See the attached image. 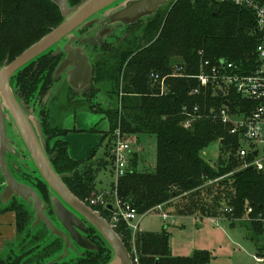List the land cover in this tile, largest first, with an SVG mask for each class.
<instances>
[{
	"label": "trees",
	"instance_id": "1",
	"mask_svg": "<svg viewBox=\"0 0 264 264\" xmlns=\"http://www.w3.org/2000/svg\"><path fill=\"white\" fill-rule=\"evenodd\" d=\"M83 1L69 0V3L74 8ZM63 21L60 8L51 0H0V68ZM256 26L257 19L252 10L235 6L230 1L174 0L147 23L129 26L128 35L123 39L124 47L116 50L118 40L106 43L105 46L114 50L107 54V50H103L105 46L94 44L93 49L100 47L105 53L94 66L96 91L104 89L110 104L103 107L99 102L95 106L92 100L91 110L106 114L111 134L120 129L123 135H153L157 140L155 172H138L136 154H133L126 174L116 186L112 185L107 198L103 194L105 201L97 189V174L107 168L109 162L104 158L96 159V150L88 158L91 162L73 160L68 143L63 139L68 130L56 123L55 112H60L62 106H58V111L53 110L59 96L50 101V105L44 104V97L58 84L59 77L55 72L62 56L49 52L40 56L14 75L11 87L19 103L23 101L40 108L37 119L44 135L46 154L53 157L54 170L59 175H69L64 179L69 190L106 220L110 221L118 211L114 201L130 206L144 216L159 206H172L185 195L183 204L174 208L176 214L223 217L229 223L251 217L253 221L248 224L253 232L251 240L258 243L264 236V223L257 220L264 218V171L253 167L240 169L237 153L245 146L244 140L230 133V125L212 119L213 111H218L224 104L223 95L216 93L213 96L212 91L191 95L198 87L193 78H168L167 91L162 95L160 84L151 78L153 74L161 78L169 76L177 66L183 67L188 76L198 75L200 52L213 64L225 60L243 73H250L257 65ZM139 40H146L148 45L135 53L134 47ZM69 91L67 99L71 101L74 90L69 88ZM230 99L232 106L248 104L234 94ZM196 105L205 117L187 130L182 126L183 109ZM109 136L104 134L103 140ZM214 142H220L225 152L216 167L201 157ZM253 158V154L248 157L249 160ZM113 165L112 151L110 167ZM3 183L0 170V197ZM35 187L50 205L47 185L37 179ZM249 207L252 213L247 216ZM27 208L16 199L5 208L17 214L19 239L14 247L21 254L17 255L14 248L8 253L7 250L0 255V264H108L112 260L111 247L90 225L85 238L96 249H81L78 258L61 260L64 241L51 236L43 224L33 227L32 214ZM50 214H53L51 205ZM114 229L131 253L132 231L122 219ZM135 243L139 264H209L212 259L207 251L189 257H174L166 227L161 233H136ZM258 257L264 258V246H258Z\"/></svg>",
	"mask_w": 264,
	"mask_h": 264
},
{
	"label": "rangeland",
	"instance_id": "2",
	"mask_svg": "<svg viewBox=\"0 0 264 264\" xmlns=\"http://www.w3.org/2000/svg\"><path fill=\"white\" fill-rule=\"evenodd\" d=\"M86 0L81 2L78 6L84 3ZM137 0H119L115 4L109 6V8L99 12L93 18L94 21L89 25L79 29L71 37L67 39L72 40L74 37H86L88 39L87 43L83 44V49L87 55L91 57V61L94 66L97 65V60L103 58L104 52L107 50V54L109 51L114 52L111 47L105 46L106 43L116 42V50L119 47H124L123 39L128 35V27L133 25H124L121 23L112 24L111 17L122 12V10L129 6L130 3ZM76 6V7H78ZM169 6L167 3L165 6L160 8V11L165 10ZM150 18H143L142 20L134 23H147ZM91 19V20H93ZM116 19V18H115ZM114 19V20H115ZM127 22L125 21H121ZM118 26V27H117ZM113 28L112 33L110 29ZM107 34V35H106ZM106 35V36H102ZM66 42V41H65ZM90 42L99 45L100 47H104V52L100 51L101 48L98 47L97 50L93 49V45H89ZM76 45L79 43L77 41L74 42ZM122 43V44H121ZM148 43L146 40H139L137 46L134 47L135 53H138L140 48H146ZM63 43H61L58 47H62ZM121 47V48H122ZM57 48V47H54ZM137 48V49H136ZM56 51H50L52 55ZM62 60V59H61ZM8 64V63H7ZM7 64L2 66L0 70L5 67ZM95 73V71H94ZM58 84L53 88L54 91L51 94L48 102L45 105H50V101L54 100L55 97L59 96L57 99L59 101L53 106V110L58 111V106L61 105L59 111L55 112L56 123L65 129L69 130L70 133L67 137V140L70 143L69 148L77 146V142L82 141L85 136H95L97 139L95 140V148L90 150L89 154L86 157L79 159H87L91 155V152L96 150V159H103L109 162L107 168H104L98 171L97 174V189L102 193V200H104L103 194H105L106 198L108 193L112 190V185L117 184L115 180L114 171L112 172L113 167H110V160L112 156L113 146L116 144L118 139L128 142L133 152L136 154L137 158V171L140 173H148L153 174L156 170V162H157V140L153 135H141V136H127L123 135L120 129H117L113 134L110 133V124L108 122L107 116L105 113L96 112L91 110L90 105L94 104L96 106L97 103H101L103 107H107L110 104L108 99V93L102 89V92L97 93V85H95V81L93 80L91 88L84 93H76L73 92L72 100L68 101L67 92L69 91L70 86L68 85L65 75H60ZM118 81H116V84ZM14 87V86H13ZM122 84L120 85L121 92ZM107 90V89H106ZM70 92V91H69ZM72 94V93H71ZM92 94H95V97H91ZM46 97V96H45ZM44 97V99H45ZM122 98V95H121ZM93 100V101H92ZM92 101V104H91ZM20 105L24 109L25 113L29 117L31 123L38 131L37 126V118H38V109L34 104H27L23 101H20ZM67 107L66 109H63ZM37 109V110H36ZM63 109V110H62ZM4 112L7 115L6 124H7V132L8 137L12 143V147L15 149L16 155L20 157L15 159L14 156L8 155L9 166L12 169L13 174L15 175V171L12 167L17 166L18 169L21 170V173L27 174L31 180L39 179L40 181L45 183L42 177L40 176L37 168L34 165V162L25 147L21 136L17 130L15 122L7 110V107L4 106ZM75 118L77 123L81 129H85V132L76 131L75 130ZM119 128V127H118ZM121 132L120 137L118 136V132ZM107 131V132H105ZM107 134L110 136L102 140V137ZM82 135V136H80ZM76 136V137H75ZM79 136V137H78ZM80 140V141H79ZM102 140V143H100ZM76 141L75 146L74 145ZM98 143V144H97ZM110 156H108V152ZM107 152V153H106ZM224 150L221 148L220 142H214L209 147H207L202 153L201 157L213 167L217 166L219 160L224 157ZM71 154V150H70ZM73 158L76 159L77 156L72 155ZM19 160H21L19 162ZM95 159H93L94 161ZM14 162L15 165L12 164ZM86 162H91L89 159ZM81 169V167H80ZM114 175V176H113ZM46 184V183H45ZM47 185V184H46ZM4 183L2 187L3 192ZM106 192H103V191ZM47 191L49 192V196L51 195V190L47 185ZM3 195V193L1 194ZM184 196V197H183ZM178 198L175 203H173L170 207L162 206V210L154 209L153 212L141 216L139 220V232H150V233H161L164 231V228L168 227V233L170 234V248L174 257H189L200 251H207L211 256V262L209 264H264L256 261L258 257V246H264V236L259 238V242L251 240V235L253 234L252 230L248 227V224L252 222L253 218L242 217L238 220H234L233 223H229L223 217L218 218H201L199 216L192 215H178L175 213L174 208H179L181 204H183V200L186 199L185 195ZM1 198V197H0ZM105 201V200H104ZM107 201V200H106ZM117 204V201H114ZM186 202V201H185ZM192 203L194 200L192 199ZM27 206V205H25ZM117 206V205H116ZM31 216L32 226H34V213L31 208L27 206ZM32 212V213H31ZM169 214L171 219L168 221H164L162 219V213ZM120 213V210L118 211ZM208 219H216L209 221ZM218 219L220 221H218ZM175 220H177L178 224H175ZM222 220V221H221ZM133 236V235H132ZM130 247L132 248L131 254L134 256L133 251V238H131L129 242ZM15 246V245H14ZM8 247L7 253L13 249L16 251L17 255H20L21 252L17 247ZM136 247V243H135ZM81 255V250L70 251L68 256L64 257L61 255V260H72L76 259Z\"/></svg>",
	"mask_w": 264,
	"mask_h": 264
},
{
	"label": "water",
	"instance_id": "3",
	"mask_svg": "<svg viewBox=\"0 0 264 264\" xmlns=\"http://www.w3.org/2000/svg\"><path fill=\"white\" fill-rule=\"evenodd\" d=\"M51 1L60 8L64 18L63 23L0 70V170L4 178L2 198L4 202H10L13 197L17 200L22 199L25 202L24 204L29 206L34 213V226L43 224L49 230L51 236L59 237L64 241V257L68 256L70 251L96 249L95 245L85 238L90 225L101 235L113 251V258L108 264H134L129 250L109 221L69 190L64 183V179L69 175H59L54 170L51 164L53 157H48L46 154L45 139L40 122L37 120L39 128L37 131L11 87V80L18 71L57 47L53 55H61L64 58L60 61L55 76L65 75L68 85L76 93L88 91L92 87L91 84L95 77L91 57L85 53L82 46L88 42V39L86 37H74L68 41L67 39L79 29L92 23L96 14L109 8L119 0H86L80 6L74 8L71 7L69 0ZM172 1L174 0L134 1L125 7L119 13V16L116 14L113 19L111 17V23L134 24L143 18L147 19L154 16L161 7L167 3L170 4ZM125 20L127 22H121ZM112 31L113 28L107 34L112 33ZM75 41L80 42L76 45ZM61 43H63V46L58 47ZM89 45H93L94 48V43L90 42ZM53 91L54 89H51L46 95L45 104ZM4 106L11 114L40 176L52 191L50 195L51 209L56 221L62 228H58L51 219L53 214H50V205L44 200L40 191L29 184L20 182L8 164L7 156H14L15 149L8 137L7 115L4 112ZM12 168L15 172L21 173L17 166ZM110 208L113 209L112 206Z\"/></svg>",
	"mask_w": 264,
	"mask_h": 264
},
{
	"label": "built area",
	"instance_id": "4",
	"mask_svg": "<svg viewBox=\"0 0 264 264\" xmlns=\"http://www.w3.org/2000/svg\"><path fill=\"white\" fill-rule=\"evenodd\" d=\"M220 2H232L235 6L252 10L257 19L256 34L259 44L256 49L257 65L250 73H243L234 64L221 60L213 64L203 57L200 52V73L196 76H188L183 67H176L174 72L165 77L158 74L151 76L154 83L160 84L161 94L167 91L166 81L168 78H193L198 82V87L192 90L191 95H201L202 92L212 91L223 95L224 104L218 111H213L212 119L224 125H230L232 135H237L245 142L237 157L241 163L240 169L253 167L258 171H264V0H219ZM238 96L248 104L232 106L230 97ZM228 104V105H226ZM184 119L182 126L189 130L196 122L205 116L200 112L199 106L193 108L184 107ZM119 131V130H118ZM121 132H118L120 137ZM132 147L128 142L118 139L113 148L114 170L116 182L123 177L129 169ZM253 154V159L248 157ZM96 203V202H93ZM117 210L111 217L109 223L114 228L122 219L132 231L133 251L131 254L134 264H139L138 252L135 247V235L139 230V218L136 209L122 205L117 201ZM162 206L157 209L162 210ZM163 211V210H162ZM151 213V212H150ZM252 213V209L247 208V216ZM162 219L168 221L172 219L169 214L162 213ZM258 221L264 223V218L259 217ZM257 262L264 263V258H256Z\"/></svg>",
	"mask_w": 264,
	"mask_h": 264
},
{
	"label": "crops",
	"instance_id": "5",
	"mask_svg": "<svg viewBox=\"0 0 264 264\" xmlns=\"http://www.w3.org/2000/svg\"><path fill=\"white\" fill-rule=\"evenodd\" d=\"M75 122H76L75 123V130L76 131H82V132L86 131L85 129H81L79 127L76 118H75ZM105 132H107V131H105ZM69 133H70V131L68 130V134L63 138L68 143V148L70 146V143L67 140ZM80 136H82V135H80ZM82 139H83L82 141L79 140L80 142H77V146H75V144H76V141H75L74 145H72L75 147L68 149L69 155L73 160H77V161L87 160L88 158L87 159H79V158L86 157L89 154L90 150H93L96 146L95 140L97 139V137L88 135ZM102 140H103V137H102ZM102 140L100 143H102ZM70 150H71L72 155L77 156L76 159L71 156ZM94 151H92V152H94ZM92 152H91V154H92ZM133 154H135V153L132 151L131 156H133ZM103 192H106V191H103ZM11 202H4L2 195H1V198H0V255L5 253L7 251L8 247L14 246L18 242V239H19L18 228H17V214L15 211L5 209L11 204ZM172 219H171V221H172ZM208 220L212 221V220H216V219H208ZM218 221H220V220L218 219ZM175 224H178L177 220H175ZM166 228L168 229L167 226H166ZM171 252H172V250H171ZM172 255H173V253H172Z\"/></svg>",
	"mask_w": 264,
	"mask_h": 264
},
{
	"label": "flooded vegetation",
	"instance_id": "6",
	"mask_svg": "<svg viewBox=\"0 0 264 264\" xmlns=\"http://www.w3.org/2000/svg\"><path fill=\"white\" fill-rule=\"evenodd\" d=\"M80 41H82V40H80ZM80 41H78V42H80ZM56 49V48H55ZM55 49H52V51L53 50H55ZM64 58V57H63ZM62 58V59H63ZM71 88V87H70ZM11 142V141H10ZM12 144V143H11ZM8 157V156H7ZM14 157H15V159H17V158H19L20 156L19 155H16V152H15V155H14ZM7 161H8V158H7ZM21 160H19V162H20ZM12 162V161H11ZM14 162H16V161H14ZM14 162H12V164L14 165ZM8 164H9V161H8ZM16 174H15V176L17 177V179L20 181V182H22V183H25V184H29V185H31V186H33L34 188H36L35 187V185L37 184V180H31L30 178H29V176L27 175V174H21V173H19V172H15ZM42 194V193H41ZM43 196V195H42ZM14 199H16V198H12V200L11 201H13ZM17 200V199H16ZM21 203H25L24 201H22V199H18ZM45 200V199H44ZM10 201V202H11ZM51 219L53 220V222L55 223V225L58 227V228H62L60 225H59V223L56 221V219H55V216H54V214H53V216L51 217ZM38 226V225H37ZM59 238V237H58ZM79 249H81V248H79ZM83 250V249H82Z\"/></svg>",
	"mask_w": 264,
	"mask_h": 264
}]
</instances>
